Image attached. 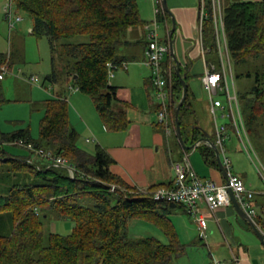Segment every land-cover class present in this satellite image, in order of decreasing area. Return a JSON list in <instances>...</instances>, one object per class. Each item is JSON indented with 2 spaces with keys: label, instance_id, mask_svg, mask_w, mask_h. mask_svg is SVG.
I'll return each instance as SVG.
<instances>
[{
  "label": "trees",
  "instance_id": "1",
  "mask_svg": "<svg viewBox=\"0 0 264 264\" xmlns=\"http://www.w3.org/2000/svg\"><path fill=\"white\" fill-rule=\"evenodd\" d=\"M14 4L31 18V34L48 41L52 71L45 80L57 82L59 66L71 87L91 99L105 129L124 131L128 120L125 109H114L115 102L120 101L117 88L109 84L107 64L120 67L124 63L117 50L126 31L141 24L136 0H14ZM203 4L206 15L201 26L202 48L205 57L215 52L218 60L216 63L206 59V64L221 71L213 0H203ZM221 15L230 63L240 65L264 56V0L231 3L221 9ZM159 21H169L167 14L163 13ZM207 25L210 27L205 32ZM76 38L84 41L71 42ZM172 62L168 55L164 64ZM187 77L186 74L185 81ZM171 93L169 112L175 126L174 106L182 93L175 73ZM237 98L250 135L256 122H264V82L257 75L255 85ZM5 102L0 91V109ZM39 105L42 116L37 139L28 130H0V142L30 143L35 150L66 160L74 169V176L70 177L66 168L45 161L43 155L34 156L28 151L27 156L13 155L5 149L6 145L0 148V165L18 179L0 195V264H169L183 256L185 245L165 217L172 208L183 207L154 201L153 193L161 186L141 192L127 185L110 172L113 160L99 145L93 152L79 147L65 98H48ZM191 106L187 86L179 123L182 137L188 130L193 145L203 135L196 124H184L192 113ZM200 152L205 163L216 165L210 147L204 146ZM54 217L71 221L73 227L68 235L47 229ZM135 219L156 226L167 242L154 237H130L128 222Z\"/></svg>",
  "mask_w": 264,
  "mask_h": 264
},
{
  "label": "crops",
  "instance_id": "2",
  "mask_svg": "<svg viewBox=\"0 0 264 264\" xmlns=\"http://www.w3.org/2000/svg\"><path fill=\"white\" fill-rule=\"evenodd\" d=\"M166 1L176 22V31L173 35L174 54L181 73L188 75L186 84L191 94L192 113L184 121V124L186 126L196 124L203 135L200 139L207 135L214 144V125L211 128L207 118L200 115L205 111L206 116H209L210 104L201 80L207 62L205 55L201 52L199 43V0ZM136 2L141 24L130 27L126 31L124 39L117 50L119 59L126 63V69H118V72L109 80V84L117 88L116 96L120 101V103L115 102L114 109H125L128 126L124 131L110 132L106 130L95 111L91 99L71 87L67 79L63 80V85L57 87L55 81L45 80L48 76L45 75L40 85L41 92L44 89L45 94L40 93L38 96L42 98V101L56 96L65 98L70 104V125L76 131L78 138L81 134L82 141L80 142L84 145L90 143H94L95 146L99 145L113 160L109 168L110 172L138 191L145 192L150 187H170L175 178L173 163L181 160L184 152L187 153L189 162L197 176L221 184L224 179L217 162L215 166L211 163H205L200 152L202 147L209 146L200 143L194 149L185 150L177 139L175 126L173 132L166 135L164 129L156 124V102L154 100V90L150 83V69L144 63L146 42L142 28L143 24L152 20L153 6L151 0H136ZM168 18L169 21L161 23L164 31L160 32H164V42L167 41L166 44L169 45L168 35L171 29V19L169 16ZM31 28L32 22L30 33ZM161 35L163 36L162 33H159V38L163 42ZM12 58L11 53V74L12 69L14 70ZM18 72L20 71L18 70ZM30 77H24L22 80ZM45 82L50 85L54 84L56 89H45ZM70 88L73 91L71 94H69ZM204 93L206 96L203 95ZM221 104L223 105V102ZM219 112L221 118L224 116L223 119H228L226 118V114H228L226 106L223 105L222 110L218 109L217 113ZM199 115L201 119L198 117ZM225 125L228 128V136L224 142L225 152L227 157L231 156L232 160L234 158V163L231 162V170L242 179L247 189L255 193L251 202L256 211L253 222L264 234V188H261L258 182L248 176L250 167L247 166L246 157L242 155L239 144H233V141H230L228 148L226 147L225 144L230 139V133L233 132L235 135L236 133L229 127V124ZM14 131L16 130L4 133ZM186 131L183 137L186 138L185 145L189 147L192 146V139ZM246 153L251 159L250 153ZM199 209L207 220V237L204 241L199 240L197 226L183 208H172L170 213L165 216L167 222L173 226L180 243L185 246L203 243L210 256L208 264H211L213 260L230 264H264L263 246L250 227L237 214L231 202L228 206L219 207L214 211H209L205 204H201ZM137 221L148 223L143 220ZM154 227L156 228V226ZM135 228L136 226L133 229ZM159 231L162 235H156V239L162 241L163 237L166 243L165 235L161 230Z\"/></svg>",
  "mask_w": 264,
  "mask_h": 264
},
{
  "label": "rangeland",
  "instance_id": "3",
  "mask_svg": "<svg viewBox=\"0 0 264 264\" xmlns=\"http://www.w3.org/2000/svg\"><path fill=\"white\" fill-rule=\"evenodd\" d=\"M218 1L221 11L222 8L228 7L231 3L243 0ZM5 2L6 0H0V54L8 55V53H12V67L14 68V70L12 69L13 72L11 74V58L9 56L8 68L10 72L4 77L5 79L3 78L4 80L2 79L3 81L0 80V91L6 101L0 109V130L3 133L18 129L28 130L31 137L37 139L39 120L42 116V109L39 105V101H42V98H40L38 94H45L44 89L41 92L40 85L45 75H49L52 71L50 49L45 38H36L30 33L31 18L24 11L17 9L15 4L14 16L22 18V21L18 22L13 30L8 28V23L5 20L4 13ZM219 26L220 25L218 24V30ZM209 27L210 26L208 25L205 26V32H208ZM160 31H164L162 24H159L158 34H163V36L161 35V39L163 37V43H165V34L164 32ZM219 40L221 44L222 53L224 54V47L222 44L221 36H219ZM83 41V38H76L71 42L78 43ZM206 57L207 61L213 60L218 63L217 58H215V52L207 53ZM14 61L15 63H13ZM224 65L227 72L228 88L231 95L233 94V85L236 95L238 97L241 94L247 92L250 88L255 85V78L257 77V75L259 79L264 82V56H260L259 58L255 59H249L246 63L240 65H236L231 62L230 70L228 68L226 57H224ZM18 70L20 72H18ZM56 70L59 74L57 75L59 78L57 79L56 86L60 87L61 85H63V80L66 79V77H63L60 71L61 68H59V66H56ZM117 72L118 70L114 72V75ZM248 74H250V76H246ZM30 76L37 77L39 82L33 84L22 80V78ZM44 87H46L45 89H56L54 87V84L50 85L48 84V82L44 83ZM72 92L73 91L70 88L69 94H71ZM203 95L206 96L205 93ZM216 98L220 100V102H223V105L226 106V111L228 113L226 96L222 94L217 96ZM68 105L70 107V104ZM202 113L203 114L200 113V115L202 117H206L209 122V125L211 126V128H213L214 124L210 115L207 117L205 111ZM200 115L198 117L201 119ZM216 115L218 117V124L230 125L229 119L225 120L221 118L220 112ZM184 120L186 121L187 117ZM252 128L253 130L250 132V135L248 134V138L244 139L245 146L248 149V153H250L252 161L246 153L247 151L245 150L244 146L241 144L240 140L233 132L230 133V139L225 145L228 148L230 141H233V144H239L242 155L246 157L247 166L250 167V169H248V176L255 180V182H258L261 185V188H264V122L258 121L256 122V124H254ZM171 129L173 132L174 126H172ZM80 135L77 142L78 146L88 152H93L95 144H82L80 142L82 141V137L80 138ZM24 144L27 145L26 143ZM4 147L8 152L12 153L13 155L27 156L29 155L28 152L32 153L34 156L40 155L37 150L33 148L29 149L21 145H6ZM43 153L45 154V152ZM228 157L230 161L234 163V158L232 160V158H230L231 156ZM45 161L49 160H47L46 158ZM49 162H51L52 165L54 164L52 163V161ZM17 181V178L12 177L8 173H6L3 165H0V195H4L6 189L11 185L17 183ZM137 220L138 219L131 220L128 222V234L130 237L156 238V235H162V233L157 227L155 228L149 223L140 222ZM72 226L73 225L71 221L54 217L49 221L47 229L52 233H57L59 235L65 236L71 232ZM135 226L136 228L133 229ZM4 232H6V230ZM161 242L165 243V239L163 237ZM188 245L189 246H185V254L178 258H174L169 264L209 263L210 256L208 255V251L203 243H194ZM214 257L216 258V256Z\"/></svg>",
  "mask_w": 264,
  "mask_h": 264
},
{
  "label": "built area",
  "instance_id": "4",
  "mask_svg": "<svg viewBox=\"0 0 264 264\" xmlns=\"http://www.w3.org/2000/svg\"><path fill=\"white\" fill-rule=\"evenodd\" d=\"M153 6V19L143 24L144 38L146 47L144 50V63L150 69V83L154 90V100L158 106L156 111V124L162 127L166 135L172 133V123L170 119V106L172 100V83L174 72V62L166 66L164 64L165 59L169 52V45L163 43L158 34L159 17L164 13L161 7V0H151ZM5 20L8 23L9 29H14L16 23L21 21L20 17L14 16V0H6L4 6ZM203 0L199 3L198 14V31H199V43L202 54L205 55V51L202 48L201 43V26L205 17ZM213 20L216 33V44L218 55L221 60V71H216L214 66H206L204 75L202 76L203 88L207 93L209 101V115L214 122V145L219 151L222 165L226 171L227 181L221 184L207 178H200L194 172L187 153H183L181 160L173 163V170L175 178L170 187H160L153 193V200L156 202L171 203L182 206L186 213L194 220L197 229L199 240L204 241L207 237V220L200 213V205L205 204L209 211H214L219 207L228 206L230 204L227 189H230L240 206L245 212L248 218L252 221L256 217V211L253 208L251 202L254 197V192L247 189L242 179L232 172L231 161L227 157L224 142L228 136V128L225 124L217 123V111L223 109V105L216 97L224 94L228 103V114L226 118L230 121V127L236 133V136L244 146V139H247L248 134L244 125L242 115L239 108L238 98L233 87V94H230L227 81V72L224 65V57H226L228 68L230 70V61L227 53L225 36L222 25V15L220 11V5L218 0H213ZM218 24L219 30H218ZM11 31V30H10ZM221 36L222 44L224 47V54L221 50V44L219 40ZM9 56L0 55V80L9 74ZM126 69V63H122L120 67L113 66L111 63L107 64L108 79L110 80L114 72L118 69ZM231 74V73H230ZM30 83H38V79L35 76H31L25 79ZM234 86V85H233ZM224 118V116H223ZM244 135V137H243ZM23 140H16L14 142H0V148L4 145H21L29 149L33 148V145L26 143ZM200 143H198L199 145ZM40 155H43L47 160L52 161L54 166L64 167L68 170L70 177L74 176V169L67 164V161L60 157H53L51 153H43L42 150H37ZM111 190H114L112 186ZM234 258V257H233ZM211 264H230L223 261L213 260Z\"/></svg>",
  "mask_w": 264,
  "mask_h": 264
},
{
  "label": "water",
  "instance_id": "5",
  "mask_svg": "<svg viewBox=\"0 0 264 264\" xmlns=\"http://www.w3.org/2000/svg\"><path fill=\"white\" fill-rule=\"evenodd\" d=\"M161 7H162V10L164 11V13L167 14L171 19V29H170L169 35H168L169 36V52H170V56L174 62V72L180 81L181 90H182L181 97H180L179 101L174 106L175 133H176L177 139L185 150L194 149L198 145V143H202V144L209 146L214 152L216 162H217V166L222 173V177L224 179V182H226L227 181L226 171L222 165L220 155H219V151L216 148V146L211 142L210 138L207 135L204 138L199 139L197 142H195L192 146H189V147L186 146L184 141H183L182 131H181L180 123H179V111H180V109H181V107L185 101V97H186V93H187V84L185 81L186 75L184 73L183 74L181 73L180 66H179L178 61L176 59V56L174 54L173 35L176 31V22H175L174 16H173L172 12L169 10L166 0H161ZM75 78H76V76L74 77V79ZM227 193L229 196V200H230L232 206L234 207L235 211L237 212V214L250 227V229L252 230V232L254 233V235L256 236V238L259 240L260 244L264 248V234L259 230V228L255 225V223L250 218H248L247 215L245 214V212L240 208V206L238 205L232 191L230 189H227Z\"/></svg>",
  "mask_w": 264,
  "mask_h": 264
}]
</instances>
